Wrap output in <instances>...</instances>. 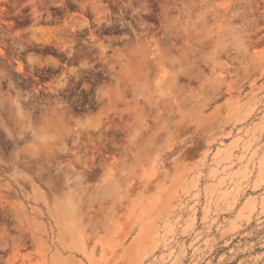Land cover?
I'll list each match as a JSON object with an SVG mask.
<instances>
[{
  "label": "clouds",
  "instance_id": "9594fccd",
  "mask_svg": "<svg viewBox=\"0 0 264 264\" xmlns=\"http://www.w3.org/2000/svg\"><path fill=\"white\" fill-rule=\"evenodd\" d=\"M239 2L0 0V264H264V0Z\"/></svg>",
  "mask_w": 264,
  "mask_h": 264
},
{
  "label": "rangeland",
  "instance_id": "374dc122",
  "mask_svg": "<svg viewBox=\"0 0 264 264\" xmlns=\"http://www.w3.org/2000/svg\"><path fill=\"white\" fill-rule=\"evenodd\" d=\"M158 2L162 6L167 5L170 9H172L169 13L170 15H179L178 9L182 7L183 3H187L188 0H158ZM216 2L221 5H227L233 10H240L244 7L243 3L239 2V0H216ZM259 6L264 8V4H260ZM166 36L167 39L163 40V42H161L155 34L151 37V39L155 41V46L168 48L173 51L184 48L187 44L192 42L179 29L166 33ZM0 115H3L4 117V122L0 124V159L7 162L16 151L17 141L9 135L8 128L10 126L7 123V115L4 113H0ZM3 167V165H0V168ZM5 171H7L6 168ZM25 255L26 254L21 253V257H24Z\"/></svg>",
  "mask_w": 264,
  "mask_h": 264
}]
</instances>
